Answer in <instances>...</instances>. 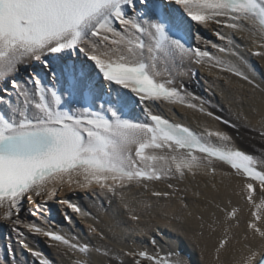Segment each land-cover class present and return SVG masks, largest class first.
Listing matches in <instances>:
<instances>
[{
    "label": "snow or ice",
    "instance_id": "snow-or-ice-1",
    "mask_svg": "<svg viewBox=\"0 0 264 264\" xmlns=\"http://www.w3.org/2000/svg\"><path fill=\"white\" fill-rule=\"evenodd\" d=\"M208 29L215 40L204 34ZM246 52L264 59V0H0V221L15 240L9 237V259L0 264H22L17 257L24 251L32 264H56L36 247L38 238L72 264H92L93 253L105 264H190L179 251L162 253L159 228L147 233L151 251H113L47 221L21 219L25 201L35 217L65 185L103 197L99 207L106 212L118 201L140 231L142 210L153 205L139 195L176 202L186 214L174 227L197 247L206 227L212 234L219 228L217 261L230 251L232 264H264V145L252 154L226 130L205 125L197 132L160 111L162 104L186 108L264 141V74ZM197 67L226 73L216 75L225 85L229 77L247 85L259 120L217 114L222 106L189 87ZM197 177L209 178L213 188L217 177L228 178L227 204L200 191L193 196L207 207L201 210L200 199L190 203L189 189L178 184ZM160 183L166 189L155 187ZM41 196L46 200L38 203ZM241 202L248 210L243 242L230 249ZM58 203L92 216L68 198ZM64 219L74 226L66 210ZM88 230L109 239L92 224Z\"/></svg>",
    "mask_w": 264,
    "mask_h": 264
},
{
    "label": "bare ground",
    "instance_id": "bare-ground-1",
    "mask_svg": "<svg viewBox=\"0 0 264 264\" xmlns=\"http://www.w3.org/2000/svg\"><path fill=\"white\" fill-rule=\"evenodd\" d=\"M213 40L215 39L213 38ZM239 42L244 43L242 40ZM245 55L248 56L249 61L255 67L257 73L264 74V59L257 56H251L247 52ZM225 58L227 59L228 57ZM197 72L199 96L211 100L213 104L222 106L224 109L223 112H218L217 114L236 121L234 113L244 112L252 120V123H256L259 120V115L251 112L248 106V86L244 85V87L241 88L240 85L243 84L242 81H238L235 77H229L232 83L230 85H225L223 80L216 79V75H227L226 73H218L217 69L209 71L206 67H197ZM259 78L260 77L258 76V79ZM241 99L244 100L243 105L240 103ZM160 107L164 110L165 114L170 116L174 121L184 124L197 132L202 131L203 126L205 125L209 128H221L228 131L229 134L233 136L237 146L248 152L253 151L251 152L253 154L259 155L262 145H264V141H260L258 138L253 139L243 127H241L239 131H236L186 108L168 106L166 104H162ZM256 107L258 109L260 108L259 95L257 96ZM237 122L240 124L243 123V121ZM238 132L241 133L240 137H234V135ZM220 180L221 178L217 177L215 181L216 188H213V182L207 177H197L196 180L191 183L185 181L183 184H178V186L189 189L187 192V198L190 203L200 199L199 206L201 210H203L207 207L206 201L193 196V192L195 191L204 193L205 197L208 198L218 196V200L214 201V203L221 202L223 204H227L226 185L229 181L228 178H224V183H220ZM174 183L177 182L174 181ZM155 187L160 190H164L166 189V184L160 183L155 185ZM83 194L84 192H82V195ZM60 196L70 198L68 190H63L60 193ZM137 198L153 205V207L148 210H142L141 226L144 231L137 230V228L128 221L127 213L120 206L118 201H115L107 212L100 209L99 204L103 197H101L100 200L96 198L93 199L90 196L87 198L81 196L74 197L73 200L79 202L83 210L92 214L91 217L84 218L80 217L78 214H76V216L73 215L72 219L74 226L69 225L65 220H61L60 216H56L55 220L62 225L65 231L77 234L81 237V239H86L93 245L108 247L113 251H117L120 247H147L148 250L151 251V246L147 243V233L155 232L156 228H159L164 233L163 237L158 236L162 253L179 251L182 254V258L186 262H190V264H232V255L230 251L222 252L220 254L219 261L214 258L213 248L220 235L221 230L219 228H217V231L212 234L211 230L206 227L203 237L199 239V247H197L196 242L190 238V235L178 232L174 227V225L182 222V218L186 214L180 210L178 203L172 202L169 204L166 202H157L154 199H150L146 194H141ZM232 199L233 201L237 200L235 196H233ZM104 203L107 206V202L104 201ZM240 207L243 211L239 214V227L234 226L232 228V232L236 234L237 239L233 240L229 245L230 249L233 246H239L237 241L240 243L243 242L244 221L248 216V210L242 202L240 203ZM217 215L222 216L219 212H217ZM174 217H179L181 219ZM21 219L30 221L31 219L34 220V217L31 216L26 209V212L21 215ZM125 223L127 224V227H125ZM233 223L235 224V222ZM6 224V231H9V224L7 222ZM88 224H92L93 226L103 230L109 239L99 241L97 237L89 233ZM2 229H4V225L0 223V230ZM2 241V236L0 235V242ZM37 247L46 256L54 260L56 264H72L71 259L60 255L58 250L55 248L49 247L48 249H45L43 248L42 243H40V246ZM17 258L22 262V264H32V258L26 251L22 252V254H18ZM7 259L9 258L7 257L3 242V244L0 245V261L6 262ZM124 259L127 261V258ZM91 261L92 264H105L106 258L97 253H93Z\"/></svg>",
    "mask_w": 264,
    "mask_h": 264
},
{
    "label": "rangeland",
    "instance_id": "rangeland-1",
    "mask_svg": "<svg viewBox=\"0 0 264 264\" xmlns=\"http://www.w3.org/2000/svg\"><path fill=\"white\" fill-rule=\"evenodd\" d=\"M240 135H241V133L238 132V133H236V134L234 135V137L238 138V136L240 137ZM249 152H253V151H249Z\"/></svg>",
    "mask_w": 264,
    "mask_h": 264
}]
</instances>
